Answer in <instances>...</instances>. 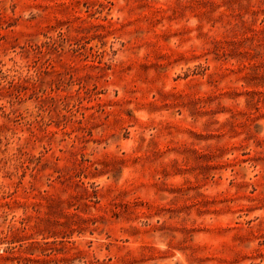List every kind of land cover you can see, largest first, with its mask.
<instances>
[{
  "label": "rangeland",
  "instance_id": "rangeland-1",
  "mask_svg": "<svg viewBox=\"0 0 264 264\" xmlns=\"http://www.w3.org/2000/svg\"><path fill=\"white\" fill-rule=\"evenodd\" d=\"M0 264H264V0H0Z\"/></svg>",
  "mask_w": 264,
  "mask_h": 264
}]
</instances>
